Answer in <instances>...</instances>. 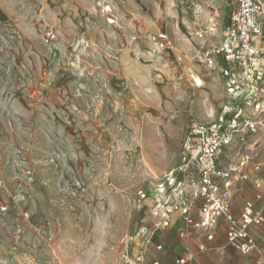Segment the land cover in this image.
I'll return each mask as SVG.
<instances>
[{
  "label": "rangeland",
  "instance_id": "rangeland-1",
  "mask_svg": "<svg viewBox=\"0 0 264 264\" xmlns=\"http://www.w3.org/2000/svg\"><path fill=\"white\" fill-rule=\"evenodd\" d=\"M199 3L203 29L210 6L220 14L206 40ZM234 7L0 0V264H126L149 221L142 192L194 152V124L233 103L198 60ZM244 141L264 166V129Z\"/></svg>",
  "mask_w": 264,
  "mask_h": 264
},
{
  "label": "built area",
  "instance_id": "built-area-1",
  "mask_svg": "<svg viewBox=\"0 0 264 264\" xmlns=\"http://www.w3.org/2000/svg\"><path fill=\"white\" fill-rule=\"evenodd\" d=\"M235 3L229 25L216 42L204 47L198 61L221 73L227 102L209 123L194 124L191 133L197 147L183 161L169 168L154 184L152 191L142 192L152 200L149 221L138 233L126 264H144L151 237L170 226L178 213L183 227L180 239L200 234L212 240L221 219L227 222L225 239L238 252L248 255L257 249L249 229L264 224V182L260 163L243 150L245 137L264 129V48L256 40L264 36V0H231ZM202 5L193 6L194 28L198 39H207L218 28L217 8L210 6L206 28L197 20ZM162 47L170 44L167 34H158ZM192 84L204 86V78L191 70ZM236 148L237 152L232 149ZM224 156V159L221 158ZM253 173V174H252ZM250 181L254 197L244 201L235 215L231 200L239 183ZM237 186V187H236ZM163 246H155L162 250ZM205 246L200 244L199 251ZM189 251L175 264L194 258ZM153 264H160L155 260Z\"/></svg>",
  "mask_w": 264,
  "mask_h": 264
},
{
  "label": "crops",
  "instance_id": "crops-1",
  "mask_svg": "<svg viewBox=\"0 0 264 264\" xmlns=\"http://www.w3.org/2000/svg\"><path fill=\"white\" fill-rule=\"evenodd\" d=\"M232 3L235 6V3ZM218 15L220 16V14ZM223 30L220 31V36ZM256 42L264 48V36L256 40ZM224 94L225 92L222 93V97H224ZM253 161L256 160L253 158ZM259 163V175L264 182V166L263 163ZM253 197L254 187L251 185V182L239 183L231 200L232 212L237 215L241 210L242 203L253 199ZM219 222L212 240L195 233L191 238L180 239L178 232L184 225L179 214L174 213L170 226L165 230L155 232L151 237L152 245L149 247L144 264H153L155 260H158L160 264H175L178 258L185 257L189 251L194 252V258L189 259L184 264H264V224L250 227L249 233L255 238L257 249L248 255H244L228 244L227 239H225L227 222L224 219H221ZM158 244L163 246L162 250L155 248ZM200 244L205 246L203 251L198 250Z\"/></svg>",
  "mask_w": 264,
  "mask_h": 264
}]
</instances>
